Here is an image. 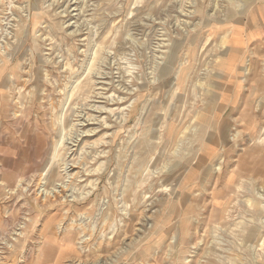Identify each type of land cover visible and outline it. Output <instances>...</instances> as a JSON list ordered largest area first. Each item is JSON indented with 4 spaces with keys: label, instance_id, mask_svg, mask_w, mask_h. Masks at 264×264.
I'll return each mask as SVG.
<instances>
[{
    "label": "rangeland",
    "instance_id": "374dc122",
    "mask_svg": "<svg viewBox=\"0 0 264 264\" xmlns=\"http://www.w3.org/2000/svg\"><path fill=\"white\" fill-rule=\"evenodd\" d=\"M136 1L0 0V56L9 59L3 73L18 79L16 104L3 106L8 119L0 139L7 154L1 159L0 264H76L80 259L84 264H264V212L258 214L264 200L256 195L264 194V0ZM234 26L242 32L231 31L229 45L221 49L226 30ZM232 52L234 66L227 64ZM243 62L249 74L243 75ZM49 100L64 128L53 163L43 151L53 138ZM16 111L18 121L11 118ZM217 123L224 124L221 135ZM207 153L213 157L204 158L221 164V170L216 175L208 164L195 168L188 189L177 173L196 154L198 159ZM230 176L236 177L234 185L244 183L239 195L228 184ZM21 179L24 188L10 197L7 190L16 189ZM71 183L77 188L64 190L58 203L43 205L39 199L40 187ZM82 193L81 199L73 197ZM214 225L221 227L215 239ZM20 231L21 242L10 247ZM47 240H55V246L42 253ZM81 240H87L84 247Z\"/></svg>",
    "mask_w": 264,
    "mask_h": 264
},
{
    "label": "bare ground",
    "instance_id": "6f19581e",
    "mask_svg": "<svg viewBox=\"0 0 264 264\" xmlns=\"http://www.w3.org/2000/svg\"><path fill=\"white\" fill-rule=\"evenodd\" d=\"M139 0H137L136 1V4H138L137 2H138ZM140 1H142V0H140ZM230 1H233V0H230ZM250 1V0H249ZM134 3V2H133ZM230 3V2H229ZM236 4V3H235ZM225 5V4H224ZM237 5V4H236ZM241 5V4H240ZM216 6V5H215ZM218 7V6H217ZM240 8V7H239ZM226 11V10H225ZM219 12V11H218ZM227 12V11H226ZM226 12H224L225 14L224 15H226ZM23 13V12H22ZM215 16H216V14H215ZM214 17V15L212 16V18ZM218 17V16H217ZM224 17H226V16H224ZM102 22V21H101ZM105 22V21H104ZM104 22H103V24H104ZM101 24V23H100ZM102 24V25H103ZM198 25V24H197ZM100 26V25H99ZM159 27V26H158ZM198 27V26H197ZM228 33H226L225 34V37L223 38V41L221 40V42H220V48L222 49V48H224V47H226V45H229V35H230V32L232 31V33H241L242 31H239V30H237L236 29V26H234V28H229L228 30H226ZM98 32V31H97ZM150 32V31H149ZM50 34V33H49ZM54 34V33H53ZM97 34V33H96ZM98 35V34H97ZM52 36V35H51ZM92 37V36H91ZM221 39V38H220ZM130 43V42H129ZM90 44H92V42H90ZM122 44V43H121ZM10 45V44H9ZM102 45V44H101ZM7 46H8V44H7ZM178 46L179 45H177V46H175L174 47V51L176 52V50L178 49ZM6 48V47H5ZM230 48V47H229ZM92 50V49H91ZM2 51V50H1ZM103 51V50H102ZM227 51V50H226ZM4 52V51H3ZM3 52H1V54H4ZM119 52V51H118ZM6 53V52H5ZM96 53H98V52H96ZM96 53H95V55H96ZM122 53V52H121ZM90 54V53H89ZM99 55H100V53H98ZM97 54V56H99ZM156 54V53H155ZM234 54V55H233ZM10 55V54H9ZM69 55H70V53H69ZM68 55V56H69ZM102 55V54H101ZM122 55V54H121ZM185 55V54H184ZM4 56H5V54H4ZM14 56V55H13ZM33 56V55H32ZM71 56V55H70ZM69 56V57H70ZM103 56V55H102ZM102 56H99V57H102ZM92 57V56H91ZM93 57H95V56H93ZM145 57V56H144ZM160 57V56H159ZM158 57V58H159ZM236 55H235V53H231V60H230V58H229V60L227 61V64L229 63V64H232L233 66L234 65H236ZM98 58V57H97ZM15 59V58H14ZM69 59V58H68ZM90 59V58H89ZM103 59V58H102ZM102 59H100L101 61H102ZM48 60V59H47ZM147 60V59H146ZM7 61H9V59H6L5 57L3 58L2 56H0V139H1V141H2V139H3V131H4V129H5V124H6V122H4V118H5V120H6V118L8 119V116H5V114H4V107L3 106H5L6 104H9L10 106H12V105H15L16 104V101H17V98L18 97H16L17 96V93H13L14 91H16L17 90V87L15 86V78H14V76H13V74L12 73H10V74H7L6 76H5V72L3 73V70H4V68L6 67V65H7ZM92 61H93V59H92ZM91 61V64L95 61H93L92 62ZM12 62V61H11ZM32 62H33V60H32ZM95 62H98V60L97 61H95ZM103 62V61H102ZM69 63H70V61H69ZM101 63V62H100ZM56 64V63H55ZM226 64V65H227ZM245 64V62H243V65ZM29 65V64H28ZM68 65V64H67ZM71 65V64H70ZM85 65V64H84ZM83 65V66H84ZM95 65H97V64H95ZM20 66V65H19ZM22 66V65H21ZM92 66V65H91ZM90 66V69L92 68ZM233 66H231L230 65V67H229V70H230V68H232ZM249 66V65H248ZM248 66H246V64L244 65V67L246 68L245 69V71H244V74L243 75H245V72L247 71L248 72V74H249V69H248ZM26 67V66H25ZM24 67V68H25ZM32 67V66H31ZM40 67V66H39ZM62 67V66H61ZM87 67V64H86V66H85V68ZM97 67V66H96ZM63 68V67H62ZM68 68H69V66H68ZM228 68V67H227ZM21 69V68H20ZM19 69V70H20ZM27 69H29V68H27ZM26 69V70H27ZM40 69V68H39ZM42 69V68H41ZM70 69V68H69ZM88 69H89V67H88ZM7 70V69H6ZM22 70V69H21ZM34 70V69H33ZM72 70V69H71ZM92 70H94V69H92ZM25 71V70H24ZM30 71V70H29ZM38 71V70H37ZM68 71V70H67ZM90 71V70H89ZM8 72V71H7ZM34 72V71H33ZM69 72V71H68ZM14 73H16V72H14ZM27 73V72H26ZM39 73V72H38ZM71 73V72H70ZM90 73V72H89ZM151 73V72H150ZM23 74V73H22ZM247 74V75H248ZM26 75V74H25ZM37 75V74H36ZM40 76H41V74H39ZM48 75V74H47ZM31 76V75H30ZM34 76V75H33ZM206 76V75H205ZM210 77V76H209ZM208 77V78H209ZM28 78V77H27ZM34 78V77H33ZM38 78V77H37ZM46 78H49V77H46ZM71 78H72V76H71ZM77 78V77H76ZM22 79V78H21ZM24 79V78H23ZM70 79V78H69ZM205 79H206V77H205ZM243 79H245V76L242 78V79H240V81L241 80H243ZM18 80V79H17ZM16 80V81H17ZM27 80H29V79H27ZM26 80V81H27ZM67 80V79H66ZM21 81H24V80H21ZM26 81H25V83H26ZM35 81V80H34ZM40 81V80H39ZM58 81V80H57ZM206 81H207V79H206ZM210 81V80H209ZM209 81H207L208 83H209ZM239 81V83H241ZM41 82V81H40ZM45 82V81H44ZM71 82L73 83L74 81H73V79H71ZM85 82V81H84ZM24 83V84H25ZM28 83V82H27ZM33 83V82H32ZM68 83H69V81L67 82V84L66 85H68ZM201 83L202 84H205V83H203L202 81H201ZM22 84H23V82H22ZM31 84V83H30ZM39 84V83H38ZM75 84V83H74ZM198 84H199V82H198ZM242 84V83H241ZM41 85H42V83H41ZM65 85V86H66ZM69 85H70V83H69ZM31 86V85H30ZM54 86V85H53ZM70 86H72V85H70ZM70 86H69V88H70ZM203 86V85H202ZM201 86V87H202ZM44 87V86H43ZM63 87V86H62ZM68 87V86H67ZM74 87V86H73ZM79 87H81V86H79ZM86 87H87V84H86ZM200 87V86H199ZM13 88V89H12ZM66 88V87H65ZM72 88V87H71ZM78 88V87H77ZM85 88V87H84ZM47 89V88H46ZM79 89V88H78ZM89 89V88H88ZM202 89V88H201ZM209 89V88H208ZM21 90V89H20ZM65 90H67V88L65 89ZM72 90V89H71ZM71 90H69L70 92H71ZM90 90V89H89ZM203 90V89H202ZM77 91V90H76ZM83 91V90H82ZM47 92V91H46ZM67 92V91H66ZM75 92V91H74ZM78 92V91H77ZM90 92V91H89ZM68 93V92H67ZM76 93V92H75ZM202 93V92H201ZM35 94V93H34ZM34 94H33V96H34ZM37 94H38V92H37ZM69 94V93H68ZM39 95V94H38ZM50 96H52L51 94H49ZM48 95V96H49ZM73 95V94H72ZM89 95V94H88ZM201 95V94H200ZM42 96V95H41ZM67 95L65 94V97H66ZM70 96V95H69ZM37 97V96H36ZM53 97V96H52ZM72 97V96H71ZM173 97V96H172ZM50 98V97H49ZM68 99V98H67ZM30 100V99H29ZM195 100V99H194ZM46 101V100H45ZM38 102V101H37ZM47 102V101H46ZM56 103V102H55ZM59 103V102H58ZM20 104V103H19ZM37 104V103H36ZM46 104V103H45ZM48 104L52 107V109L50 110V112H51V118H50V131L52 132V135H53V138H52V141L50 142V143H47L45 146H44V149H43V151H44V153L45 154H48V156L50 157V161L49 162H52L53 163V160L56 158V156L58 155L57 154V148L59 147V144H60V141H62V135H61V132L64 130V128H63V126H60V125H62V122L59 124V119H56V118H54V115H53V110H54V108H55V105H54V103L51 101V100H49V102H48ZM13 107V106H12ZM17 107V106H16ZM31 107V106H30ZM39 107V106H38ZM58 108V107H57ZM168 108V107H167ZM46 110H47V108H46ZM49 110V109H48ZM47 110V111H48ZM165 110V109H164ZM163 110V111H164ZM216 110V109H215ZM25 111V110H24ZM45 111V110H44ZM47 111H45V112H47ZM167 111V110H166ZM165 111V112H166ZM168 112V111H167ZM9 113V112H8ZM12 113V112H11ZM39 113H41V112H39ZM18 111H16V112H13V114H12V116H11V118H12V120H14V121H18V119H19V116H18ZM38 114V113H37ZM164 114V113H163ZM35 115V114H34ZM40 115V114H39ZM213 115V114H212ZM208 116H209V114H208ZM30 117V116H29ZM36 117V116H35ZM164 117V116H163ZM60 118V117H59ZM212 118V117H211ZM161 119H163V118H161ZM210 119V118H209ZM32 120V119H31ZM40 120V119H39ZM46 120H47V118H46ZM207 120V119H206ZM220 120V119H219ZM62 121V120H61ZM58 122V123H57ZM89 122V121H88ZM11 123V122H10ZM59 124V125H58ZM218 125L220 124V126L218 127H216V131H219V133H220V135L223 133V126H224V124H222V123H217ZM209 126V125H208ZM14 127V126H13ZM65 127H67L68 128V123L65 125ZM76 126H75V124H73V127H70L71 129H73V128H75ZM12 128V127H11ZM231 128V127H230ZM233 128V127H232ZM66 129V128H65ZM70 129V130H71ZM68 129H66V131H67ZM77 130V129H76ZM76 130H72V131H75L76 132ZM187 130V129H186ZM66 131H65V133H66ZM69 131V130H68ZM200 131V130H199ZM64 132V131H63ZM70 132V131H69ZM93 132V131H92ZM32 133L33 134H38V130L37 129H34L33 131H32ZM73 133V132H72ZM218 133V134H219ZM231 133V132H230ZM234 133H236V132H234ZM64 134V133H63ZM76 134V133H75ZM77 134H78V130H77ZM229 134V133H228ZM68 135H70V134H68ZM130 135V134H129ZM207 135H211V134H207ZM238 135V134H237ZM36 137V136H35ZM220 137V136H219ZM224 137V136H223ZM237 137V136H236ZM256 137V136H255ZM64 138H65V136H64ZM74 138V137H73ZM76 138V137H75ZM231 137H229V139H230ZM233 138H235V136H233ZM71 139H72V136H71ZM76 139H78V138H76ZM147 139V138H146ZM229 139H227V140H229ZM64 140V139H63ZM79 140V139H78ZM155 140V139H154ZM221 140H223V139H221ZM226 140V139H225ZM226 140V141H227ZM254 140H256V138L254 139ZM1 141H0V143H1ZM205 141V140H204ZM230 141V140H229ZM238 141V140H237ZM64 142V141H63ZM251 142V141H250ZM99 143V142H98ZM130 143V142H129ZM132 143V142H131ZM142 143L144 144V142L142 141ZM228 143H231V142H228ZM227 143V144H228ZM64 144V143H63ZM95 144L97 145V142H95ZM223 144V143H222ZM132 145H133V143H132ZM147 145V144H146ZM150 145V144H149ZM148 145V146H149ZM229 145V144H228ZM62 146V145H61ZM143 146V145H142ZM84 147V146H83ZM126 147V146H125ZM125 147L123 148V149H125ZM129 147H131V146H129ZM145 147V146H144ZM194 147V146H193ZM224 147V146H223ZM227 147V146H226ZM61 148V147H60ZM64 148V147H63ZM62 148V149H63ZM221 148V147H220ZM239 148V147H238ZM131 149V148H130ZM144 148H142V152H144V150H143ZM223 149V148H222ZM127 150V149H126ZM135 150V149H134ZM151 150V149H150ZM200 150V149H199ZM221 150V149H220ZM2 151H4L2 148H0V177L1 176H3V172H2V161L3 160H1V159H5V158H7V154H5V153H2ZM63 151V150H62ZM125 151V150H124ZM206 151H210V153L212 152L211 151V148H209V147H207V149H206ZM205 151V152H206ZM226 151V149L224 148L223 149V152H225ZM241 151H242V149H241ZM240 151V152H241ZM261 151V150H260ZM61 152V151H60ZM127 152V151H126ZM130 152H132L131 150H130ZM175 152V151H174ZM173 152V153H174ZM223 152H222V157L221 158H223V157H225L226 156V154H223ZM2 153V154H1ZM66 153V152H65ZM64 153V154H65ZM139 153H140V151H139ZM199 153V152H198ZM210 153H207L206 154V156H202L201 158H196L198 155L196 154L195 156H194V158L191 160V161H188V163L177 173V177L179 178V176L181 177V181H183L184 179H185V182H187L188 183V185L186 186L188 189H190L191 187V185L193 184V178H194V172L196 171L195 170V168L196 169H198V170H202V167L204 166V165H207V168H208V166L210 167V171H212L213 173H215L216 175H217V173H218V171H219V169L218 168H220V166H221V164H219L220 166H218V167H216L217 165L215 164V165H213V162H212V160L211 159H207V158H204V157H213L212 155L213 154H210ZM226 153V152H225ZM67 154V153H66ZM131 154V153H130ZM205 154V153H204ZM214 154H216V153H214ZM238 154V153H237ZM237 154H236V156H237ZM94 155V154H93ZM125 158H127L126 157V153L125 154H122ZM134 155H136V154H134ZM63 156H65V155H63ZM62 156V157H63ZM131 156H133L132 154H131ZM136 156H138V155H136ZM139 156H140V154H139ZM165 155H163V157H164ZM60 157V156H59ZM61 157V158H62ZM87 158H88V156H86ZM119 157H121V156H119ZM118 157V158H119ZM134 157V156H133ZM145 157V155L143 156V158ZM148 157V156H147ZM167 157H168V154H167ZM58 158V157H57ZM84 158H85V156H84ZM117 158V159H118ZM124 158V159H125ZM231 158V157H230ZM47 159H48V157H47ZM83 159V158H82ZM128 159V158H127ZM130 159H131V157H130ZM163 159V158H162ZM179 159V158H178ZM196 159H197V161H196ZM220 159V158H219ZM219 159H217V161H219ZM64 160H66V159H64ZM87 160V159H86ZM91 159H89V161H90ZM129 160V159H128ZM134 160V159H133ZM232 160V159H231ZM124 160H122V163L124 164V162H123ZM125 161H127V160H125ZM132 161V160H131ZM169 161V160H168ZM221 161H222V159H221ZM233 161V160H232ZM236 161V160H235ZM55 162V161H54ZM61 162H62V160H61ZM82 162V161H81ZM88 162V160L85 162V163H87ZM128 162V161H127ZM127 162H125V163H127ZM193 162V163H192ZM194 162H195V164H196V167H193V165H194ZM46 163V162H45ZM58 163H60L59 162V158H58ZM65 163H66V161H65ZM83 163H84V161H83ZM134 163V161L131 163V164H133ZM172 163V162H171ZM217 163V162H216ZM47 164V163H46ZM50 164V163H49ZM76 164H78V163H76L75 162V165ZM80 164V163H79ZM104 164V163H103ZM123 164L121 165V164H119V165H121V167H122V169H124V167H123ZM129 164V163H128ZM160 164V163H159ZM166 164V163H165ZM231 164V163H230ZM45 164H43V166H44ZM62 165H65V164H62ZM81 165H82V163H81ZM84 166H85V164H83ZM88 165V164H87ZM102 165V164H101ZM126 166H128L127 164H125ZM158 165V164H157ZM164 165V164H163ZM162 165V166H163ZM97 166V165H96ZM100 166V165H99ZM98 166V167H99ZM160 166V165H159ZM167 166V165H166ZM169 166V165H168ZM167 166V167H168ZM232 166V165H231ZM45 170L43 171V172H45L46 174L48 173V171L50 170V169H48V165L46 166L45 165ZM62 167V166H61ZM129 167V166H128ZM165 167V166H164ZM166 167V168H167ZM235 167V166H234ZM165 168V169H166ZM55 169V168H54ZM95 169V168H94ZM127 169V168H126ZM64 170H66V168H65V166H64ZM63 170V171H64ZM97 169H95V171H96ZM149 170V169H148ZM159 170H160V168H159ZM220 170H221V168H220ZM53 172H54V170H52ZM79 171V170H78ZM98 171V170H97ZM99 171H101V170H99ZM98 171V172H99ZM125 171V170H124ZM149 171H153V170H149ZM170 171V170H169ZM239 171V170H238ZM70 172V171H69ZM81 172V171H80ZM92 172H93V170H92ZM122 172V171H121ZM172 172V171H171ZM203 172V171H202ZM226 172H228V170L226 171ZM45 173H43V174H45ZM56 173V172H55ZM55 173H53V174H55ZM57 173H58V171H57ZM65 173V172H64ZM79 173V172H78ZM81 174V173H80ZM125 174V173H124ZM152 174V173H151ZM154 174H155V172H154ZM52 175V174H51ZM50 175V176H51ZM60 176H61V174H59ZM59 175H56V176H59ZM66 175V174H65ZM72 175V174H71ZM79 175V174H78ZM148 175H150L149 173H148ZM202 175H204V173H202L201 174V177H202ZM214 175V174H213ZM249 175V174H248ZM30 176V175H29ZM31 176H32V174H31ZM41 176V175H40ZM46 176H48V174L46 175ZM76 176V178L78 177L77 175H75ZM121 177H122V175H120ZM151 176V175H150ZM149 176V177H150ZM155 176V175H154ZM192 176V177H191ZM26 177V176H25ZM28 177V176H27ZM26 177V178H27ZM37 177V176H36ZM74 177V176H73ZM80 177V176H79ZM78 177V178H79ZM100 177V176H99ZM102 177V176H101ZM104 177V176H103ZM146 177V176H145ZM23 178V177H22ZM44 178V177H43ZM57 178V177H56ZM64 178V177H63ZM67 178V177H66ZM65 178V180L67 181L68 179H66ZM76 178H74V180L76 179ZM147 178V177H146ZM203 178V177H202ZM235 176H230L229 177V181H228V184L229 185H231L232 184V186L235 184L234 182H235ZM23 179H25V178H23ZM23 179H21V181L19 180V183H18V185H17V188L16 189H12V190H7L8 188H6V190L8 191V193H9V195H10V197H15V195L17 194V192H19V190H21V188L23 189L24 188V180ZM31 179V178H30ZM41 179V178H40ZM58 179V178H57ZM80 179V178H79ZM103 179V178H102ZM175 178H173V180H174ZM214 179V178H213ZM220 179V176L218 177V180ZM244 179V178H243ZM246 179V178H245ZM47 180V179H46ZM49 180V179H48ZM56 180V179H55ZM60 180H61V177H60ZM59 180V181H60ZM78 180V179H77ZM123 180V179H122ZM126 180V179H125ZM141 180H143L142 178H141ZM145 180V179H144ZM143 180V181H144ZM204 180V179H203ZM215 180V179H214ZM249 180V179H248ZM41 181V180H40ZM43 181V180H42ZM50 181V180H49ZM51 181H52V179H51ZM50 181V182H51ZM62 181V180H61ZM68 181H71V180H68ZM72 181H73V179H72ZM121 181V180H120ZM127 181V180H126ZM142 181V182H143ZM241 181V180H240ZM239 181V182H240ZM245 181V180H244ZM255 181V180H254ZM257 181V180H256ZM26 182H27V179H26ZM31 182H32V180H31ZM122 182H124V181H122ZM145 182V181H144ZM173 182V181H172ZM30 183V182H29ZM46 183H47V181H46ZM60 183V182H59ZM96 183V182H95ZM120 184H121V182H119ZM118 183V184H119ZM205 183V182H204ZM212 183V182H211ZM55 184V183H54ZM66 184H68L67 182H66ZM75 184H76V181H75ZM112 184V183H111ZM119 184V185H120ZM124 184V183H123ZM138 184V183H137ZM144 183H142L141 184V182H140V184L139 185H143ZM170 184V183H169ZM197 184V183H196ZM218 184H220V183H218ZM244 183H240L239 185L237 184V185H234V189H233V191L236 193V195H239L240 194V190H242L243 188H244V185H243ZM257 184H259V183H257ZM0 185H4V183L2 182V180L0 179ZM27 185V184H26ZM31 185V184H30ZM53 185V184H52ZM91 185V184H90ZM167 186H169L168 184H166ZM195 185V184H194ZM204 185V184H203ZM225 185V184H224ZM263 185V184H262ZM28 186V185H27ZM43 186V185H42ZM54 186V185H53ZM74 186V183H71L70 185H60V187H57V186H54V187H51L52 189L51 190H47V189H43L44 188V186L43 187H40V191L38 192V194L40 195V197H39V195H38V197H39V199L41 200V202L43 203V205H46V204H49V203H51V205L52 204H56V203H58L59 202V200L61 199V198H65L63 195H62V193L63 192H65L64 190H66L68 187H72V192H73V190L75 191V189L77 188H74L73 187ZM88 186V185H87ZM114 186H115V184H114ZM113 186V187H114ZM120 186H122V184L120 185ZM172 186V185H171ZM222 186V185H221ZM228 186V185H227ZM4 188L6 187V185L5 186H3ZM46 187V186H45ZM93 188L95 187L94 185L92 186ZM119 187V186H118ZM163 187V186H162ZM203 187V186H202ZM225 188V186H222V188ZM258 187V186H257ZM27 188V187H26ZM121 188V187H120ZM120 188H118V190L120 189ZM229 188V187H228ZM256 188V187H255ZM259 188V187H258ZM262 188V187H261ZM260 188V189H261ZM80 189V188H79ZM86 189V188H85ZM186 189V188H185ZM202 189V188H201ZM226 189H227V187H226ZM259 189V190H260ZM28 190V189H27ZM245 190V189H244ZM254 190V189H253ZM78 191H80V190H78ZM207 191V190H206ZM212 191V190H211ZM220 191V190H219ZM219 191L217 190V192L219 193ZM227 191V190H226ZM256 191H257V189H256ZM6 192V191H5ZM24 192H25V189H24ZM24 192H23V194H24ZM84 192V191H83ZM183 192V191H182ZM198 192V191H197ZM222 192V191H221ZM1 193V192H0ZM36 193V192H35ZM66 193V192H65ZM87 193V192H86ZM89 193H90V190H89ZM92 193V192H91ZM90 193V194H91ZM128 193V192H127ZM175 193V192H174ZM264 193V192H263ZM7 194V193H6ZM67 194H68V192H67ZM122 194V193H121ZM215 194V193H214ZM220 194V193H219ZM8 195V196H9ZM24 195H26V194H24ZM63 197H62V196ZM71 195V194H70ZM85 194L84 193H82V194H75V195H73V197H75V198H80L81 199V197L83 198V197H85L84 196ZM202 195V194H201ZM207 195V194H206ZM206 195H203V196H206ZM209 195V194H208ZM235 195V196H236ZM256 195H259V198L260 199H262V200H264V194H262L261 193V190H260V192H258V194H256ZM34 197L35 196H37V195H33ZM61 196V197H60ZM66 196V195H65ZM118 196V195H117ZM134 196V195H133ZM143 196V195H142ZM210 196V195H209ZM219 196V195H218ZM220 196H222V195H220ZM67 197V196H66ZM72 197V196H71ZM120 197H121V195H120ZM135 197V196H134ZM202 197V196H201ZM5 198H6V196H5ZM4 198V199H5ZM105 198V197H104ZM115 198V197H114ZM119 198V197H118ZM123 198V197H122ZM215 198V197H214ZM36 199V198H35ZM38 199V200H39ZM74 199V198H73ZM108 199H110V198H108ZM107 199V200H108ZM132 199V198H131ZM138 199H139V197H138ZM141 199H142V197H141ZM145 199V198H144ZM237 199V198H236ZM239 199V198H238ZM10 200V199H9ZM14 200V199H13ZM32 200H33V198H32ZM112 200H113V198H112ZM115 200H117V199H115ZM115 200H114V202H115ZM119 200H121V198L119 199ZM119 200H118V203H119ZM123 200V199H122ZM126 200V199H125ZM182 199H180V201H181ZM203 200H205L204 199V197H203ZM234 200V199H233ZM247 200V199H246ZM1 201V200H0ZM30 201H31V198H30ZM64 202H65V200H63ZM71 201V200H70ZM83 201V200H82ZM102 201V200H101ZM106 201V200H105ZM140 201V200H139ZM179 201V200H178ZM194 201H195V199L193 200V203H194ZM90 202H91V200H90ZM108 202V201H107ZM110 202V201H109ZM134 202V201H133ZM234 202V201H233ZM240 202V201H239ZM249 202V204H250V206H253L256 202L255 201H248ZM42 203H41V205H42ZM86 203V202H85ZM89 203V202H88ZM116 203V202H115ZM115 203H113L114 205H116ZM123 203V202H122ZM140 203V202H139ZM177 203V202H176ZM181 203V202H180ZM185 203V202H184ZM246 203V202H245ZM105 204V203H104ZM247 204V203H246ZM42 205V206H43ZM102 205H103V203H102ZM118 205V204H117ZM139 205H141V204H139ZM181 205V204H180ZM188 205V204H187ZM193 205V204H192ZM235 205V204H234ZM239 205V204H238ZM50 206V205H49ZM194 206V205H193ZM2 207V206H1ZM35 207V206H34ZM101 206H99V208H100ZM104 207V206H103ZM107 207V206H106ZM116 207V206H115ZM181 207V206H180ZM232 207V206H231ZM120 209H121V207H119ZM128 208V207H127ZM233 208H235V207H233ZM232 208V209H233ZM124 209V208H123ZM126 209V208H125ZM138 209V208H137ZM181 209V208H180ZM90 210V209H89ZM109 210V209H108ZM114 210H116V209H114ZM122 210V209H121ZM127 210V209H126ZM148 210V209H147ZM229 210V209H228ZM62 211V210H61ZM86 211V210H85ZM91 211V210H90ZM99 211V210H98ZM120 211V210H119ZM138 211V210H137ZM181 211V210H180ZM195 211V210H194ZM259 210H256L255 211V213H257ZM70 212V211H69ZM100 212V211H99ZM98 212V213H99ZM118 212V211H117ZM123 212L124 211H122V214H123ZM140 212H141V210H140ZM231 212V211H230ZM264 211L262 210V212H261V210L258 212V214H261L262 215V213H263ZM65 213V212H64ZM135 213V212H134ZM113 214V213H112ZM126 214H127V212H126ZM228 214V213H227ZM230 214V213H229ZM62 215V214H61ZM96 215H97V213H96ZM123 215H125V214H123ZM128 215V214H127ZM173 215V214H172ZM261 215H260V217H261ZM80 216V215H79ZM83 216H84V214H82L79 218H81V220H83ZM90 216H92V215H90ZM89 216V217H90ZM102 216V215H101ZM69 217H70V215H69ZM84 217H86V214H85V216ZM225 217V216H224ZM229 217V216H228ZM26 218V217H25ZM31 218L33 219V217L31 216ZM78 218V219H79ZM122 218H123V216H122ZM121 218V219H122ZM126 218V217H125ZM85 219H87V218H85ZM102 219V218H101ZM127 219V218H126ZM129 219V218H128ZM171 219H172V216H171ZM24 220V219H23ZM26 220H28L27 218H26ZM64 220V219H63ZM73 220H75V219H73ZM112 220V219H111ZM117 220V219H116ZM124 220V219H123ZM259 220V219H258ZM1 221V220H0ZM77 221V220H76ZM80 221V220H79ZM85 220H83V222H84ZM86 221H88V220H86ZM109 221V220H108ZM119 221V220H118ZM175 221V220H174ZM261 221V220H260ZM25 222V221H24ZM71 222V221H70ZM82 222V221H81ZM83 222H82V224H83ZM112 222H114V219H113V221ZM111 222V223H112ZM123 222V221H122ZM121 222V223H122ZM149 222V221H148ZM196 222V221H195ZM194 222V223H195ZM203 222V221H202ZM227 222V221H226ZM263 222V221H262ZM29 223V222H28ZM65 223V222H64ZM79 223V222H78ZM102 223V222H101ZM105 223V222H104ZM127 223H128V221H127ZM126 223V224H127ZM70 224V223H69ZM77 224V223H76ZM76 224L74 223L73 225H75L76 226ZM106 224V223H105ZM104 224V225H105ZM109 224H110V222H109ZM120 224V223H119ZM125 224V225H126ZM165 224V223H164ZM201 224V223H200ZM71 225V224H70ZM72 225V226H73ZM103 225V224H102ZM111 225V224H110ZM113 225V224H112ZM115 225V224H114ZM113 225V226H114ZM135 225V224H134ZM147 225H148V223H147ZM198 225V224H197ZM208 225V224H207ZM218 225V224H217ZM262 225V224H261ZM264 225V224H263ZM72 226H70V228L72 227ZM92 226V225H91ZM119 226V225H118ZM64 227V226H63ZM67 227H68V225H67ZM82 227H84V226H82ZM112 227V226H111ZM115 228H116V225L114 226ZM198 227V226H197ZM220 227V226H219ZM218 226H215L214 225V227H211L212 228V232H213V234H214V236L215 237H213V239H215L216 238V235L218 236V232L220 231V228H219ZM223 227V226H222ZM77 228V227H76ZM106 228V227H105ZM115 228H113V229H115ZM122 228H123V226H122ZM138 228V227H137ZM237 229H238V225H237V227H236ZM62 229V228H61ZM65 229V228H64ZM68 229V228H67ZM72 229H73V227H72ZM78 229H79V226H78ZM109 229H111L110 227H109ZM125 229V228H124ZM66 230V229H65ZM70 230V229H69ZM81 230V229H80ZM83 230V229H82ZM98 230V229H97ZM116 230H121V229H116ZM222 230V229H221ZM58 231V230H57ZM66 231H68V230H66ZM75 231H77V230H75ZM83 231H85V230H83ZM82 231V232H83ZM119 231H117V232H119ZM145 231V230H144ZM69 232V231H68ZM116 232V231H115ZM122 232H124V231H121V233ZM63 233H65V232H63ZM113 234H114V232H112ZM132 233V232H131ZM160 233V232H159ZM263 233V232H262ZM62 234V233H61ZM85 234V233H84ZM123 234V233H122ZM124 234H126V233H124ZM146 234H147V232H146ZM212 234V233H211ZM220 234V233H219ZM245 234V233H244ZM16 236H15V239L13 240V244L10 246V247H15V245H16V243H19V242H21L20 240H21V237L23 236V233L20 231V233L19 232H17L16 234H15ZM66 235H67V232H66ZM76 235V234H75ZM79 235V234H78ZM89 235V234H88ZM94 235V234H93ZM98 235V234H97ZM112 235V234H111ZM116 235V237L118 236V234H115ZM128 235V234H127ZM161 235V234H160ZM163 235V234H162ZM165 235V234H164ZM261 235V234H260ZM60 236V235H59ZM62 236V235H61ZM86 236V234L84 235V237ZM89 236H91V235H89ZM88 236V237H89ZM138 236V235H137ZM220 236V235H219ZM65 237V236H64ZM83 237V236H82ZM93 237V236H92ZM102 237V236H101ZM104 237V236H103ZM102 237V238H103ZM111 237V236H110ZM129 237V236H128ZM136 237V236H135ZM264 237V236H263ZM61 238V237H60ZM59 238V239H60ZM70 239H73L72 237H69ZM100 238V237H99ZM98 237H97V239H99ZM102 238H100L99 240H103ZM105 238H106V236H105ZM109 238V237H108ZM115 238V237H114ZM134 238V237H133ZM145 238V237H144ZM223 238V237H222ZM64 239V238H63ZM76 239V238H75ZM90 239V238H89ZM89 239H87V240H89ZM107 239V238H106ZM116 239V238H115ZM138 239V238H137ZM154 239H156L155 237H154ZM218 239H219V237H218ZM221 239V238H220ZM220 239H219V242H221L220 241ZM87 240H81V247H84V244L87 242ZM96 240V239H95ZM109 240H111V239H109ZM118 240H119V237H118ZM256 240V239H255ZM52 240H47V241H45V243H44V245H43V247H42V249H41V252L43 253L44 252V250H52L53 249V247L55 246V240L54 241H52ZM77 241V240H76ZM79 241V240H78ZM77 241V242H78ZM91 241H92V239H91ZM104 241V240H103ZM107 242H109L108 241V239L106 240ZM115 241V240H114ZM134 241H136V240H134ZM141 241V240H140ZM144 241V240H143ZM142 241V242H143ZM97 242H98V240H97ZM121 242V241H120ZM123 242V241H122ZM126 242V241H125ZM128 242V244L130 243V241H127ZM156 242V241H155ZM214 242H216L215 240H214ZM263 242H264V240H263ZM69 243L70 244H73V242H72V240L71 241H69ZM79 243V242H78ZM89 243V242H88ZM131 243L133 244V242L131 241ZM130 243V244H131ZM166 243V242H165ZM259 243H262V242H259ZM94 244V243H93ZM101 244H102V241H101ZM129 244V245H130ZM141 243H139L138 245H140ZM207 244V243H206ZM216 244V243H215ZM253 244V243H252ZM251 244V245H252ZM2 245V244H1ZM137 245V244H136ZM137 245V246H138ZM164 245V244H163ZM3 246H4V244H3ZM91 246V245H90ZM89 245H88V247H90ZM103 246V245H102ZM125 246V248H126V245H124ZM143 246V245H142ZM253 246V245H252ZM251 246V247H252ZM255 246V245H254ZM260 246V245H259ZM262 246V245H261ZM5 247V246H4ZM95 247V246H94ZM93 247V248H94ZM132 246H130V248H131ZM144 247V246H143ZM170 248V252H172V247L171 246H169ZM196 247V246H195ZM257 247V246H256ZM3 248V247H2ZM124 248V249H125ZM133 248V247H132ZM160 248V247H159ZM197 248V247H196ZM199 248V247H198ZM207 248H209V247H207ZM214 248H216V247H214ZM252 248H254V247H252ZM8 249V248H7ZM72 249V248H71ZM88 249V248H87ZM114 249H116V248H114ZM118 249V248H117ZM140 249V248H139ZM255 249V248H254ZM5 250V249H4ZM12 250V249H11ZM18 250V249H17ZM59 250H60V248H59ZM63 250V249H62ZM134 250V249H133ZM132 250V251H133ZM143 250V249H142ZM156 249H154V251H155ZM115 251V250H114ZM119 251H122L123 252V250H119ZM199 251V250H198ZM201 251V250H200ZM84 252V251H83ZM91 252V251H90ZM94 252H95V250H94ZM94 252H92V253H94ZM111 252V251H110ZM118 252V251H117ZM168 252V251H167ZM207 252V251H206ZM64 253H66V252H64ZM105 253H107V252H105ZM112 253V252H111ZM120 253V252H119ZM184 253H186V252H184ZM63 254V253H62ZM68 254V253H67ZM110 254V253H109ZM116 254V253H115ZM121 254H123V253H121ZM120 254V255H121ZM153 254V253H152ZM165 254V253H164ZM191 254V253H190ZM97 255V254H96ZM108 255V254H107ZM172 255H174V254H172ZM258 255H259V253H258ZM95 256V255H94ZM99 256V255H98ZM103 256V255H102ZM105 256V255H104ZM123 256V255H122ZM132 256V255H131ZM156 256V255H155ZM167 256V255H166ZM165 256V257H166ZM184 256V255H183ZM59 256H57V258H58ZM67 257V256H66ZM100 257V256H99ZM149 257V256H148ZM256 257V256H255ZM254 257V258H255ZM70 258V257H69ZM91 258V257H90ZM121 258V257H120ZM203 258H205V257H203ZM56 259V258H55ZM74 259V258H73ZM86 259V258H85ZM123 259V258H122ZM142 259V258H141ZM149 259V258H148ZM179 259V258H178ZM187 259V258H186ZM189 259V258H188ZM200 259V258H199ZM57 260V259H56ZM70 260V259H69ZM75 260V259H74ZM101 260V259H100ZM107 260H109V259H107ZM149 260H151V259H149ZM86 261V260H85ZM111 261V260H110ZM139 261V260H138ZM143 261H144V259H143ZM154 261H155V259H154ZM194 261V260H193ZM192 261V263H194ZM199 261V260H198ZM58 262V261H57ZM71 262V261H70ZM104 262V261H103ZM118 262V261H117ZM126 262V261H125ZM129 262V261H128ZM135 262V261H134ZM141 262V261H140ZM146 262H148V261H146ZM182 262V261H181ZM180 262V263H181ZM64 263V262H63ZM72 263H73V261H72ZM76 263V262H75ZM77 263L78 264H84V262L83 261H81V259H80V261L78 260L77 261ZM76 263V264H77ZM130 263V262H129ZM128 263V264H129ZM183 263V262H182ZM199 263V262H198ZM53 264V263H52ZM55 264V263H54ZM62 264V263H61ZM96 264V263H95ZM112 264V263H111ZM120 264V263H119ZM179 264V263H178Z\"/></svg>",
    "mask_w": 264,
    "mask_h": 264
}]
</instances>
